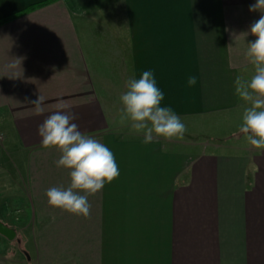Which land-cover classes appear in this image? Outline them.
<instances>
[{
    "label": "crops",
    "instance_id": "obj_1",
    "mask_svg": "<svg viewBox=\"0 0 264 264\" xmlns=\"http://www.w3.org/2000/svg\"><path fill=\"white\" fill-rule=\"evenodd\" d=\"M253 3L0 0V124L10 131L0 143V222L15 236L0 235L24 247L0 246V264H264V149L240 127L222 128L248 106L234 81L255 72L245 57L260 17ZM146 70L164 93L161 106L191 122L196 139L209 136L207 145H146L130 121L120 122L126 81ZM39 94L46 111L36 116L28 101ZM61 101L119 167L88 197V218L46 196L70 184V170L56 166L60 152L43 148L38 134ZM14 209L28 216L23 239Z\"/></svg>",
    "mask_w": 264,
    "mask_h": 264
},
{
    "label": "clouds",
    "instance_id": "obj_2",
    "mask_svg": "<svg viewBox=\"0 0 264 264\" xmlns=\"http://www.w3.org/2000/svg\"><path fill=\"white\" fill-rule=\"evenodd\" d=\"M249 11L260 13L259 19L250 25L249 32L255 39L248 42L245 53L255 72L248 80L237 76L234 89L235 94L248 105L244 108L239 132L246 136L251 146L260 150L264 149V0H255ZM16 67L15 62L6 66L7 69ZM196 84L197 77L189 75L187 86L194 87ZM126 89L119 98L122 104L120 122L130 121L131 128L143 135L144 144L160 138L183 139L186 125L171 107L161 106L164 93L157 86L151 70L143 71L138 79L127 80ZM28 103L33 106L34 115L45 113L44 96L39 94ZM75 119V115L61 101L57 109L38 126L42 147L59 151L56 166L70 170L69 186L52 187L46 191V196L50 206L88 218L91 214L88 197L117 179L120 172L111 149L82 133L73 122Z\"/></svg>",
    "mask_w": 264,
    "mask_h": 264
},
{
    "label": "rangeland",
    "instance_id": "obj_3",
    "mask_svg": "<svg viewBox=\"0 0 264 264\" xmlns=\"http://www.w3.org/2000/svg\"><path fill=\"white\" fill-rule=\"evenodd\" d=\"M242 117H243V113L241 114V117L235 118V119H237L238 122H233L234 120L233 121L230 120L231 122H229V121L226 122L222 126V128L227 131V130H230L231 128L236 129L237 126L240 127V125L242 124ZM183 123L186 125V129H187V131L183 137L184 142H188V143L199 142V143H203V144L205 142V145H207V143H209V140H208V139H210L209 136L208 137H206V136L201 137L200 136L199 138H197L198 140L196 139V136L192 134V125H191L192 123L191 122H185L184 121ZM217 131L220 132L221 130H217ZM9 132L10 131L8 129V126L6 128V126L0 124V143L7 141V138L9 136ZM239 133L234 135V136H231L230 138H227V140L236 141L237 139H239V137L241 135V134L239 135ZM194 134H196V133H194ZM214 141H218V140H214ZM16 212H17V210H15V209L12 211V213L14 215L15 214L16 215L10 216V219L12 222L11 224L15 229H17L19 231V239H23L22 229L25 225L28 224V219H26L28 216H25V217L24 216H17V215H20V212H19V214ZM0 246L6 250H11V252L13 249H19V251H24V247H22L21 244H19L16 241L14 243H10L1 235H0Z\"/></svg>",
    "mask_w": 264,
    "mask_h": 264
},
{
    "label": "water",
    "instance_id": "obj_4",
    "mask_svg": "<svg viewBox=\"0 0 264 264\" xmlns=\"http://www.w3.org/2000/svg\"><path fill=\"white\" fill-rule=\"evenodd\" d=\"M0 233L7 236L8 238H13L15 236V232L9 229L7 226L0 222Z\"/></svg>",
    "mask_w": 264,
    "mask_h": 264
},
{
    "label": "trees",
    "instance_id": "obj_5",
    "mask_svg": "<svg viewBox=\"0 0 264 264\" xmlns=\"http://www.w3.org/2000/svg\"><path fill=\"white\" fill-rule=\"evenodd\" d=\"M39 5H42V4L35 5V6L31 7L30 9H33V8H35V7L39 6Z\"/></svg>",
    "mask_w": 264,
    "mask_h": 264
}]
</instances>
